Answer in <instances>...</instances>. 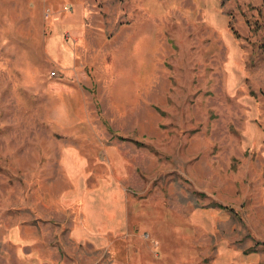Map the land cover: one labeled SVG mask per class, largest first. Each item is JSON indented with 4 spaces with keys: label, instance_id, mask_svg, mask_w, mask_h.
I'll use <instances>...</instances> for the list:
<instances>
[{
    "label": "rangeland",
    "instance_id": "1",
    "mask_svg": "<svg viewBox=\"0 0 264 264\" xmlns=\"http://www.w3.org/2000/svg\"><path fill=\"white\" fill-rule=\"evenodd\" d=\"M36 12L42 30L21 32ZM70 13L84 81L58 115L39 95L68 75L52 56ZM80 137L90 158L121 149L130 200L156 209V246L140 223L73 239L58 153ZM106 164L91 162L88 185ZM156 251L162 264H264V0H0V264H156Z\"/></svg>",
    "mask_w": 264,
    "mask_h": 264
},
{
    "label": "crops",
    "instance_id": "2",
    "mask_svg": "<svg viewBox=\"0 0 264 264\" xmlns=\"http://www.w3.org/2000/svg\"><path fill=\"white\" fill-rule=\"evenodd\" d=\"M76 18H78L76 13L67 14L66 19L62 20L61 26L58 24L59 27H57L59 30L56 29L57 32L61 31L62 52L54 53L52 58L53 62H55L64 73L68 74L65 77L66 79L54 83L53 85L55 86H49L47 84V89L44 92L41 91L43 90L42 87L40 88L41 90H39L41 91L39 96L42 99L49 98L50 94L55 97L54 104L57 108L58 115L67 111L70 112V108L73 110L76 109V106L72 105L77 102L75 96L78 86L76 84L77 82L84 81L83 77L79 76V71L76 69L77 64L73 57L72 47L63 37V33L66 31L65 28L70 29L68 32L72 38H75V35L79 33L78 24L76 25L78 21H75ZM42 21V14L38 12H36L35 15L21 13L18 16V24H20L19 26L23 33H25L26 29L31 25L37 27V31L40 32L43 28ZM27 48L30 49L31 44H28ZM24 49L25 46L22 50ZM48 50L49 48L47 45V51ZM42 63L44 62L41 61V65ZM44 72L42 70L40 75ZM85 98L86 97L82 95L81 99L84 100ZM63 141V146L58 153V162L65 172V177L63 178L65 181H63L62 178L58 180L56 189L57 195L59 196V204L68 207V214L65 213L62 220L68 221L69 224L72 225L71 235L73 239L81 241L85 239L91 240L93 238V242L101 243L103 242V240H101L103 236L118 234L127 235L130 223L133 226H137V224L140 223L139 230L142 231V228L146 229L149 236L153 235L152 239L156 246V236H154L156 235V209L154 205L150 207L148 203H139L138 199L135 200L132 198L130 200L128 190L122 184L121 174L124 172L123 166L126 163L123 156L119 155L121 149L113 144L107 147L102 146L97 152V158H90L88 153H84L80 148V146L86 143L87 139L80 137ZM78 143H80V146H78ZM104 157H106L107 164L103 168L98 167L99 165L94 166L96 183L92 186L88 185V179L90 177L89 170L92 169L91 162L99 158L103 160ZM103 170L110 172L106 180L100 174ZM91 176L94 177V175ZM62 184H65L64 187L68 186L64 191L58 189ZM59 192H62V194ZM69 201L73 203L68 204L67 202ZM63 208L66 211V207ZM162 260L166 261L165 257L162 258L161 255L158 256V252L156 251V264H162ZM190 263L191 260H185L184 263L181 264ZM236 264L246 263L245 261L242 263L239 256Z\"/></svg>",
    "mask_w": 264,
    "mask_h": 264
},
{
    "label": "trees",
    "instance_id": "3",
    "mask_svg": "<svg viewBox=\"0 0 264 264\" xmlns=\"http://www.w3.org/2000/svg\"><path fill=\"white\" fill-rule=\"evenodd\" d=\"M219 207L224 208V209H227V210H230V211H233V209L230 208L229 206H222V205H219Z\"/></svg>",
    "mask_w": 264,
    "mask_h": 264
}]
</instances>
